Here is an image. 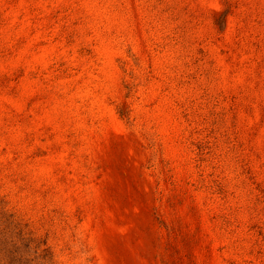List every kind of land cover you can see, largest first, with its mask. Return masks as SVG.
I'll return each instance as SVG.
<instances>
[{"label":"rangeland","instance_id":"obj_1","mask_svg":"<svg viewBox=\"0 0 264 264\" xmlns=\"http://www.w3.org/2000/svg\"><path fill=\"white\" fill-rule=\"evenodd\" d=\"M0 225L19 264H264V0H0Z\"/></svg>","mask_w":264,"mask_h":264},{"label":"trees","instance_id":"obj_2","mask_svg":"<svg viewBox=\"0 0 264 264\" xmlns=\"http://www.w3.org/2000/svg\"><path fill=\"white\" fill-rule=\"evenodd\" d=\"M18 231V228L15 227ZM7 234V229L0 225V257L8 260L10 264H19L20 262V244L11 239Z\"/></svg>","mask_w":264,"mask_h":264}]
</instances>
